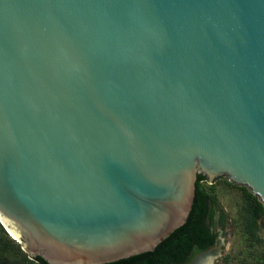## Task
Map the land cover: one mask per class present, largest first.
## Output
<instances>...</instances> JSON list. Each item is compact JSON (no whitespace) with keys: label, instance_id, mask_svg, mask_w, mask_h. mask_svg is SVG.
<instances>
[{"label":"water","instance_id":"1","mask_svg":"<svg viewBox=\"0 0 264 264\" xmlns=\"http://www.w3.org/2000/svg\"><path fill=\"white\" fill-rule=\"evenodd\" d=\"M198 175L264 205V0H0V223L31 259L153 252Z\"/></svg>","mask_w":264,"mask_h":264},{"label":"trees","instance_id":"2","mask_svg":"<svg viewBox=\"0 0 264 264\" xmlns=\"http://www.w3.org/2000/svg\"><path fill=\"white\" fill-rule=\"evenodd\" d=\"M206 177L198 175L192 210L187 222L162 241L153 252H147L108 264H190L200 253L213 248L218 239L216 225V198L208 194L201 182ZM248 201L246 231L256 237L258 221L264 217V205L252 193L246 195ZM221 226L224 227L223 218ZM0 264H48L42 258L31 259L21 245L14 240L0 223ZM264 264V247L262 262Z\"/></svg>","mask_w":264,"mask_h":264},{"label":"rangeland","instance_id":"3","mask_svg":"<svg viewBox=\"0 0 264 264\" xmlns=\"http://www.w3.org/2000/svg\"><path fill=\"white\" fill-rule=\"evenodd\" d=\"M203 189L216 198V225L218 234L216 245L204 253H213L212 264H261L264 247V217L259 219L256 237L246 231L248 201L246 195L251 190L242 185L232 183L228 177L222 176L209 184L201 182ZM257 197V196H256ZM223 218L224 227L221 226Z\"/></svg>","mask_w":264,"mask_h":264},{"label":"bare ground","instance_id":"4","mask_svg":"<svg viewBox=\"0 0 264 264\" xmlns=\"http://www.w3.org/2000/svg\"><path fill=\"white\" fill-rule=\"evenodd\" d=\"M207 252V251H206ZM213 253H202L197 255L190 264H212L214 260Z\"/></svg>","mask_w":264,"mask_h":264}]
</instances>
